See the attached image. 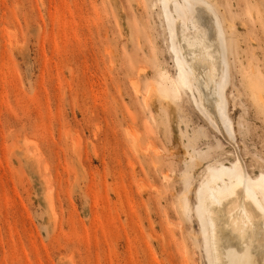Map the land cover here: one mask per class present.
I'll list each match as a JSON object with an SVG mask.
<instances>
[{
	"label": "rangeland",
	"instance_id": "1",
	"mask_svg": "<svg viewBox=\"0 0 264 264\" xmlns=\"http://www.w3.org/2000/svg\"><path fill=\"white\" fill-rule=\"evenodd\" d=\"M157 2L0 0V264H209L201 183L264 173V0H210L229 140L178 88Z\"/></svg>",
	"mask_w": 264,
	"mask_h": 264
},
{
	"label": "bare ground",
	"instance_id": "2",
	"mask_svg": "<svg viewBox=\"0 0 264 264\" xmlns=\"http://www.w3.org/2000/svg\"><path fill=\"white\" fill-rule=\"evenodd\" d=\"M156 4L168 26L178 88L189 91L192 105L231 139L234 131L221 116L230 51L222 23L228 20L220 19L210 0ZM234 47L238 52L236 40ZM198 212L209 264H264V173L249 175L240 158L229 169L209 170L198 191Z\"/></svg>",
	"mask_w": 264,
	"mask_h": 264
}]
</instances>
